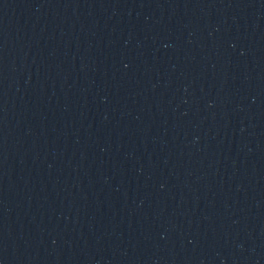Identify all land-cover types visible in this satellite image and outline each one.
<instances>
[{
  "label": "water",
  "instance_id": "obj_1",
  "mask_svg": "<svg viewBox=\"0 0 264 264\" xmlns=\"http://www.w3.org/2000/svg\"><path fill=\"white\" fill-rule=\"evenodd\" d=\"M0 264H264V0H0Z\"/></svg>",
  "mask_w": 264,
  "mask_h": 264
}]
</instances>
